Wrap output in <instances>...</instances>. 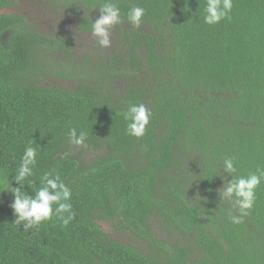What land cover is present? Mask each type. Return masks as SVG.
<instances>
[{"label": "trees", "instance_id": "16d2710c", "mask_svg": "<svg viewBox=\"0 0 264 264\" xmlns=\"http://www.w3.org/2000/svg\"><path fill=\"white\" fill-rule=\"evenodd\" d=\"M45 1L76 17L74 29L43 27L11 11L19 0H0V179L18 186L31 143L25 190L59 174L75 218L23 231L11 191L0 192V264H264V182L233 224L216 175L225 157L238 175L264 167V0H233L230 19L211 26L206 0H116L111 46L84 54L103 0ZM137 4L146 16L133 29L126 14ZM139 103L152 117L135 138L122 114ZM73 127L87 147L68 143Z\"/></svg>", "mask_w": 264, "mask_h": 264}, {"label": "clouds", "instance_id": "9594fccd", "mask_svg": "<svg viewBox=\"0 0 264 264\" xmlns=\"http://www.w3.org/2000/svg\"><path fill=\"white\" fill-rule=\"evenodd\" d=\"M233 9V0H206L203 8V22L207 25L219 24L224 19H230ZM99 18L91 23V36L95 38L100 48L111 46L112 29L122 23V13L116 0H103L98 7ZM146 16V9L139 4L133 5L127 11L128 24L138 29ZM123 118L127 122L126 134L140 138L144 136L152 117V112L143 103L130 104ZM88 133L77 131L75 127L68 131V143L78 147H87ZM38 161V147L29 143L21 157V162L12 176L18 185L13 187L8 176L0 179V192L11 191L15 226H23V231L38 228L42 223L57 217L62 226L67 227L75 218L71 203L72 191L60 178L59 174L45 173L41 179L40 187L32 190L29 195L25 185L31 188L28 180L34 174ZM238 161L235 157H225L220 161V169L216 175L221 176L224 183L218 189L219 199L231 205L228 218L233 224L242 222L243 217L249 214L256 201V191L264 182V167H257L255 171L246 176L238 175ZM231 176L229 180L227 176Z\"/></svg>", "mask_w": 264, "mask_h": 264}, {"label": "rangeland", "instance_id": "374dc122", "mask_svg": "<svg viewBox=\"0 0 264 264\" xmlns=\"http://www.w3.org/2000/svg\"><path fill=\"white\" fill-rule=\"evenodd\" d=\"M50 6H51L50 2H46L45 0H19L18 7L16 9H12L11 11L14 12L17 10L19 12L25 13L26 16L31 21H38V22L41 21L42 22L41 24H43V27L47 25H55V24L60 23L64 26L63 27L64 32L65 31L70 32L71 29H74V26H75L74 21L76 17H74L73 15L65 16L62 13L55 12L54 9L53 10L47 9V7H50ZM3 11H6V10H3ZM53 27L55 26H52L51 28ZM83 37H84L83 40L88 43L83 44V45L79 44L78 50L84 54L88 52L89 50H91V47L93 48L95 40H94V37H92L89 33L85 34ZM97 47L98 46H96V48ZM92 155L94 156L95 153L91 152L88 154V156H92ZM101 225L103 226L105 230L110 232L112 235L116 236L118 239H121L126 242L132 241L129 236L127 237L126 235H121L118 232H116L114 228L110 225V223L101 222ZM157 230H158V233L162 234L159 231V229Z\"/></svg>", "mask_w": 264, "mask_h": 264}, {"label": "water", "instance_id": "95a60500", "mask_svg": "<svg viewBox=\"0 0 264 264\" xmlns=\"http://www.w3.org/2000/svg\"><path fill=\"white\" fill-rule=\"evenodd\" d=\"M1 12V11H0Z\"/></svg>", "mask_w": 264, "mask_h": 264}]
</instances>
